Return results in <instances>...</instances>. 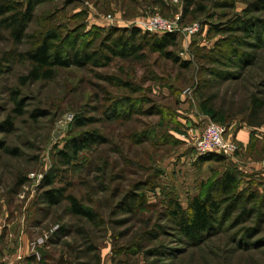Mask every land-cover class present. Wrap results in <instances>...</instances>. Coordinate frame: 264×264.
Here are the masks:
<instances>
[{"label": "rangeland", "instance_id": "obj_1", "mask_svg": "<svg viewBox=\"0 0 264 264\" xmlns=\"http://www.w3.org/2000/svg\"><path fill=\"white\" fill-rule=\"evenodd\" d=\"M14 1L24 11L30 0L0 4ZM32 1L19 42L2 20L11 12L0 15V123L11 122L0 126V264H264V0ZM155 14L200 30L177 32L163 51L143 42L141 30L129 55L111 50L120 30ZM50 33L81 62L24 82L32 64L22 54ZM210 121L237 146L219 153L225 161H199L206 153L194 143ZM89 131L106 142L77 154L68 148L64 161L59 151ZM229 165L243 174L242 199L228 196L224 205L234 204L216 231L187 240L168 215L170 200L188 210ZM49 171L94 220L67 200L41 202ZM20 236L33 248L11 263Z\"/></svg>", "mask_w": 264, "mask_h": 264}, {"label": "trees", "instance_id": "obj_2", "mask_svg": "<svg viewBox=\"0 0 264 264\" xmlns=\"http://www.w3.org/2000/svg\"><path fill=\"white\" fill-rule=\"evenodd\" d=\"M9 2L0 4V15H6L11 12L2 20L7 23L8 28H11L13 39L16 42H19L24 38L25 32L28 29V23L33 17L34 2L32 0L28 1L27 7L24 11H21V4H19L18 1H14L13 3ZM244 28L246 31L251 30L248 26H245ZM141 30L140 27H134L130 31L120 30L121 34L114 40L111 50L114 51L119 48V53L129 55L128 53L136 48L135 39ZM127 32H129L128 36H126ZM146 34L148 35L149 32ZM147 35H142L141 38L144 40L143 42L146 41L147 45H150L155 51L166 50L168 46L173 45L177 40V33H163L160 39L153 37V39L148 40L146 38ZM56 39L57 35L53 33L45 34L36 44H34V46L22 54L32 64L27 75L23 77L24 82L36 81L39 79H52L55 76L56 68L81 62L80 59L71 55L70 51L64 53L57 45H54V40ZM75 40L76 38L72 39L73 42H75ZM73 45H75V43ZM164 52L171 55L168 51ZM90 56L91 55L85 54L87 59H89ZM72 57L74 59H72ZM20 104L21 103L18 102V107L16 109L19 113L22 112ZM260 106L261 105H259V108ZM76 122L80 125L85 124L82 120H77ZM0 126L4 130L9 129V126H11L10 119L4 120L0 123ZM102 142H106L104 136L95 131H89L82 136V139H71V141L67 143L66 149L60 150L59 154L64 161L68 162L70 161V158H67L69 155L67 152L68 148L72 150V153L77 154L80 150L91 144ZM11 152L13 154L16 150L12 149ZM209 160L221 162L225 161L226 157L225 155L216 152H209L199 157L200 162ZM242 175V172L235 165H229V167L225 168V170H223V172L212 182L213 184H210L206 191L204 190L201 195L199 194L193 197L188 210H184L177 200H170L168 215L175 222L181 236L189 241L196 242L205 234L215 232L218 225L221 224L227 208H230L234 204L230 203L229 205H224L227 200L226 198L228 196H234V199L237 201L242 199V194L237 192ZM56 177L54 171H49L43 176L41 182L42 191L40 193L41 202L48 206H55L62 201L67 200L74 214L79 217L94 220L96 218L95 213L84 206L79 198L71 193H66L65 189L55 186ZM137 200L138 197H136V195L130 196V201L127 205L128 210L133 209V203ZM29 260H33V257Z\"/></svg>", "mask_w": 264, "mask_h": 264}, {"label": "built area", "instance_id": "obj_3", "mask_svg": "<svg viewBox=\"0 0 264 264\" xmlns=\"http://www.w3.org/2000/svg\"><path fill=\"white\" fill-rule=\"evenodd\" d=\"M178 1V0H173ZM178 19L171 20L165 18L159 14L148 16L145 19L137 20L135 22L136 26L140 27L144 31L152 33H183L186 36L195 35L200 30V24L195 22L189 25H182ZM73 115L69 116V119H73ZM225 126L219 124L215 121H210L206 125L204 131L200 136L197 137L194 143L195 150L198 153H224L230 154L236 150L237 146L229 142L224 137ZM38 178H42V175H38ZM47 239L46 237L38 238L36 243L33 244H43Z\"/></svg>", "mask_w": 264, "mask_h": 264}, {"label": "crops", "instance_id": "obj_4", "mask_svg": "<svg viewBox=\"0 0 264 264\" xmlns=\"http://www.w3.org/2000/svg\"><path fill=\"white\" fill-rule=\"evenodd\" d=\"M246 132H244L245 138H246ZM195 176L197 177V175H193L192 177L195 178ZM21 241H23L24 244L23 245L21 244L20 246L18 245L19 247H18L17 251H15V254L12 258L13 260L11 261V263H18L19 259H21L22 256L29 255V253L31 252L30 250L33 248L32 245H31V248H30V246L27 245V240H25V236L21 237Z\"/></svg>", "mask_w": 264, "mask_h": 264}]
</instances>
